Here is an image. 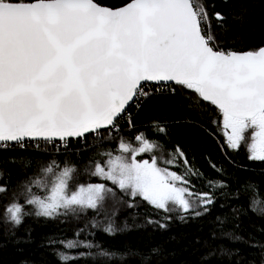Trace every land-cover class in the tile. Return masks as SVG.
<instances>
[{
    "label": "snow or ice",
    "instance_id": "1",
    "mask_svg": "<svg viewBox=\"0 0 264 264\" xmlns=\"http://www.w3.org/2000/svg\"><path fill=\"white\" fill-rule=\"evenodd\" d=\"M249 7L243 0H223V6L214 0H0L4 237L14 238L26 217L53 220L89 210L103 218L86 227L114 235L124 230L114 220L121 207L137 216L143 207L142 226L154 232L174 220L210 218L207 238L197 241L203 249L198 264H264V223L244 227L248 210L257 212L255 203H234L242 186L233 189L222 168L212 165L224 179L204 178L182 145L157 154L165 146L144 131L124 139L137 129L131 110L138 116L157 97L191 108L186 102L194 95L202 108L219 110L228 149L246 143L248 159L264 161V44L242 46L229 24L230 18L242 21ZM246 120L257 126L249 139ZM168 123L153 118L139 127L167 137ZM104 144L112 147L93 152ZM23 153L64 159L30 177L21 166ZM194 179L204 183L198 188ZM258 214L264 219V207ZM26 236L16 242L30 243L31 233ZM41 247L52 249L56 264H95L96 256L110 261L118 255L87 240L47 237ZM136 255L140 264H166L159 244Z\"/></svg>",
    "mask_w": 264,
    "mask_h": 264
},
{
    "label": "trees",
    "instance_id": "2",
    "mask_svg": "<svg viewBox=\"0 0 264 264\" xmlns=\"http://www.w3.org/2000/svg\"><path fill=\"white\" fill-rule=\"evenodd\" d=\"M109 3H121L122 0H107ZM220 6H223V0H214ZM234 3H239L240 0H233ZM245 4L250 5L247 15L243 20L229 19V24L233 27L241 39L242 46L255 47L264 44V5L260 0H243ZM192 107L188 108L181 106L175 101L157 97L149 100L144 105V110L137 116L133 111L134 124L137 125L136 131H129L124 139L129 140L136 135V132L144 131L152 140L159 141L165 148H158V153L162 154L172 145H182L186 150V155L189 157L190 163H194L195 167L203 174L204 178L218 180L224 179L212 167L222 168L228 174L229 183L235 189L242 186L241 200L234 203H242L245 208H248L250 202L255 203L257 212L254 213L250 209L247 216L244 218V227L248 231H252L253 225L264 223V219L258 214L260 208L264 207V161L249 160L247 144L241 146L238 151H232L226 147V143L222 133L220 132V121L222 115L219 110L213 106L202 108L193 95L190 101ZM207 102H202L206 104ZM159 118L168 121V135H155L152 131L145 127H139L142 123H146L150 119ZM246 139H249L246 136ZM171 142V143H169ZM44 147L43 145L41 146ZM111 145H101L98 149H93V152L111 148ZM49 151H51L49 149ZM92 153H85V157ZM5 154L0 153V156ZM25 159L21 162V166L28 170L30 177L37 176V169L47 167L53 160L57 164H61L63 157L58 155H45L40 157L35 153H23ZM32 159H27L28 157ZM194 158V161H193ZM43 160L44 163H38ZM77 164L81 161L70 157ZM9 169H14V166L8 165ZM173 170L182 171V169ZM39 178L46 180L47 177L41 172ZM234 181V183H233ZM79 182H87V178ZM92 182H99L93 180ZM193 183L199 188L204 180H193ZM110 186V185H109ZM151 211V209H148ZM26 212H34L32 208H26ZM139 216L136 211L121 207L115 216V224L118 228L124 229L117 231L114 235H108L101 230L86 227L90 225L93 218L102 219L95 212L89 210L87 213L76 216L69 215L61 216L58 219L47 220L36 218L34 215L26 217L22 226L15 229L14 238H5L0 231V264H25L26 260H35L36 264H56V259L50 253L51 248H43L42 244L46 242L47 237H55L64 241H90L92 244L101 245V249L109 252L117 253V257L112 260H106L104 257L96 256L95 264H140L141 257L136 255L137 252H143L144 246L148 244L161 245L167 255L165 256L166 264H198L199 257L203 251L197 241H203L208 236L209 225L208 220L197 219L189 220L186 223L174 220L168 230L155 231L151 227H143V213L145 208L138 209ZM219 214V211L214 215ZM134 216L137 218L133 219ZM125 223L127 228H124ZM3 224L0 223V230L3 229ZM84 229L81 235L76 236V232ZM30 232V243H17V240H24L28 237L26 233ZM90 232H95V235H88ZM64 251V248H60ZM84 250V249H79ZM77 250H69L70 254H74ZM99 250L92 249L94 255ZM124 259L120 260L119 257ZM79 264H84L80 261Z\"/></svg>",
    "mask_w": 264,
    "mask_h": 264
},
{
    "label": "rangeland",
    "instance_id": "3",
    "mask_svg": "<svg viewBox=\"0 0 264 264\" xmlns=\"http://www.w3.org/2000/svg\"><path fill=\"white\" fill-rule=\"evenodd\" d=\"M246 123L249 124L250 126L246 129L244 135H246V136H248V138H250L251 135H252V133L257 130V126L251 125L250 120H246ZM220 132L222 133V135L224 137V140H225V143H226L225 130L223 128V118L222 117H221V121H220ZM157 154H160V153H158V151H157ZM141 156L144 159H147L148 158V156L145 155V154H141ZM138 158H140V157H138ZM33 211H34V209H33Z\"/></svg>",
    "mask_w": 264,
    "mask_h": 264
},
{
    "label": "water",
    "instance_id": "4",
    "mask_svg": "<svg viewBox=\"0 0 264 264\" xmlns=\"http://www.w3.org/2000/svg\"><path fill=\"white\" fill-rule=\"evenodd\" d=\"M214 108H216L215 106H213ZM218 110V109H217Z\"/></svg>",
    "mask_w": 264,
    "mask_h": 264
}]
</instances>
